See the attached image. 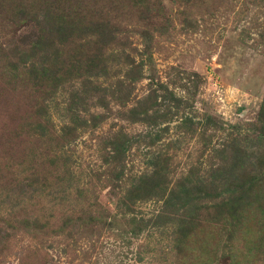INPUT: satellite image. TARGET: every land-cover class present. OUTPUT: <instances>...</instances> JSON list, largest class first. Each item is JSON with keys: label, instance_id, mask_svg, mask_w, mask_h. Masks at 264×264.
Masks as SVG:
<instances>
[{"label": "rangeland", "instance_id": "1", "mask_svg": "<svg viewBox=\"0 0 264 264\" xmlns=\"http://www.w3.org/2000/svg\"><path fill=\"white\" fill-rule=\"evenodd\" d=\"M29 55L60 74L53 92ZM263 100L264 0H0V264H264V187L247 236L218 221L259 175ZM155 169L161 186L129 200ZM183 202L196 218L179 251Z\"/></svg>", "mask_w": 264, "mask_h": 264}, {"label": "trees", "instance_id": "2", "mask_svg": "<svg viewBox=\"0 0 264 264\" xmlns=\"http://www.w3.org/2000/svg\"><path fill=\"white\" fill-rule=\"evenodd\" d=\"M53 33H55L57 41L60 42V40H63L66 36V29L62 26H57L54 29ZM40 49L45 51L46 47H44L43 45L40 47ZM32 56L33 55L28 56L29 64L31 65V66H28V71H29L28 75H30V77L35 82L36 81L46 82L47 83L46 85L43 84L44 89L45 90L49 89L51 90V92H53L59 83L60 74L56 75L55 72L47 68H44V67L42 68L41 72L38 73L36 64L31 60V58H33ZM94 59L96 58L87 59L89 65L92 64ZM97 67L98 66L93 65V66H90L89 69H97ZM124 89H125V86L123 85V83L118 82L115 92H113L112 94V96H115V99L118 100L120 103H125L130 95V91L129 90L127 91V89L126 90ZM74 97L75 96L72 95L71 100H70V108L74 106V103H73ZM99 103H100V106L103 107L106 102L103 100V101H100ZM45 114H46L45 107H43L39 113V116L45 117L46 116ZM129 116L132 122H139L142 120L144 121L148 120L149 122L150 120L157 118L155 114L149 115L147 109L140 110L136 108L129 110ZM99 118H100L99 114H92L90 116V122H93V124H96ZM39 124H40V128L42 129L41 131L43 132L45 130L44 129L45 125L42 122H39ZM258 124H259L258 125V141L263 142L264 140V100L259 110ZM71 129H74V128H71ZM119 148L120 146H117L114 148L112 161L118 160V157L120 155ZM241 150L242 149L240 147L235 148L234 155H233L234 156L233 164L235 167H239V168L240 167L242 168V163H243V159H241V153H242ZM256 160L258 161V164L260 165L259 166L260 171L255 174H259V175H254L248 178L249 179L248 184L245 183V180L241 181L238 186L231 189L228 199L226 201H223V203H221L220 206H218L219 208L218 209V217H219L218 221L221 222L223 226L227 227L231 231L230 236L228 237L229 241H231V239L233 238L234 233L237 236H242V235L247 236L249 231L246 232V230H244L241 227L242 221H244L248 211L250 212L251 207L253 206L252 204L260 202L259 195H258V188L264 187V171H263L264 152L262 153V155L257 156ZM160 177H161V171L158 169H155L149 176H144V175L141 176L140 179L138 180L137 185H135L134 188L130 191L131 199L129 200L132 201V199L136 196L140 198V196L142 195H151V191L155 187L161 186ZM187 195H189V193H187ZM199 197L200 196L195 197V198L191 197L190 200H192V204H194V201H200ZM182 207H184V211L182 215L178 216L179 220L178 219L175 220V222H177L178 227L176 228L174 232V235L177 236L176 241H175V248L176 250L178 249L179 251H182L184 247L186 246L188 237L190 236L189 234L191 233V229L195 226L194 221L196 218L195 217L196 211L194 210L193 212L192 210V208L194 207L193 205L190 206L188 202H183ZM210 209H213V208H210ZM171 216H174V215L172 214ZM162 219L169 220L168 214L167 216L162 215V214L155 216L153 218V224L155 226L160 227V224L163 223L161 222ZM168 222H171V221L169 220Z\"/></svg>", "mask_w": 264, "mask_h": 264}]
</instances>
